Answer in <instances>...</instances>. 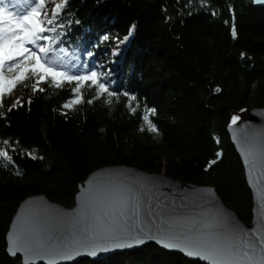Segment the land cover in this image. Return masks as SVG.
I'll return each instance as SVG.
<instances>
[{
    "label": "trees",
    "instance_id": "16d2710c",
    "mask_svg": "<svg viewBox=\"0 0 264 264\" xmlns=\"http://www.w3.org/2000/svg\"><path fill=\"white\" fill-rule=\"evenodd\" d=\"M56 24L55 33H45L57 37L50 58L75 64L73 74L103 73L101 82L117 96L111 104L104 103L107 94L89 104L95 86L86 82L83 102L65 109L75 82L56 88L49 78L40 84L44 92L33 93L31 78L3 98L0 141L11 147H0L12 163L0 157V264H21L20 256L6 250V232L21 200L45 193L72 205L78 185L104 165H136L212 185L249 222L251 192L227 126L243 108L264 106V6L252 0H66ZM124 93L136 97L135 113ZM18 94L23 106L9 112ZM152 108L149 118L158 133L143 121ZM67 264L207 263L149 242Z\"/></svg>",
    "mask_w": 264,
    "mask_h": 264
},
{
    "label": "water",
    "instance_id": "95a60500",
    "mask_svg": "<svg viewBox=\"0 0 264 264\" xmlns=\"http://www.w3.org/2000/svg\"><path fill=\"white\" fill-rule=\"evenodd\" d=\"M252 3L264 6V0ZM242 110L233 114L240 120L229 127L230 120L227 132L251 192L249 222L225 203L212 185L146 171L136 165H104L91 171L78 185L72 205L52 200L45 193L21 200L6 232L7 253L13 258L20 256L21 264H67L152 242L212 264L159 242L169 237L171 241L166 239L165 243L189 242L201 247L231 244L239 254L248 252L258 261L264 247V106ZM121 212L125 213L122 218ZM124 219L128 221L126 225H122ZM87 229L96 232L94 241L83 235ZM69 237L76 238L78 254L65 259L67 253L59 241ZM245 242L255 247L246 248ZM93 246L106 250L93 256L89 254ZM10 249L16 254L12 255Z\"/></svg>",
    "mask_w": 264,
    "mask_h": 264
},
{
    "label": "snow or ice",
    "instance_id": "6c2138e0",
    "mask_svg": "<svg viewBox=\"0 0 264 264\" xmlns=\"http://www.w3.org/2000/svg\"><path fill=\"white\" fill-rule=\"evenodd\" d=\"M191 2V0H189ZM66 4V0H61V3L55 4L51 11V16L47 12H41L46 6V0H26V4L22 5L24 7L23 12H17L15 15L13 12L7 10V5L5 0H0V106H3V98L6 95H11L18 84H22L25 81L35 78V82L32 84V92L37 91L44 92L45 89L40 87L42 82H47L50 78V87L55 86L56 88L64 87V83L72 84L75 82V86L71 87L70 91L74 94V98L69 102L62 105L65 109H70L73 105L83 102V96L81 94V89L85 86L86 82L88 88L95 86V95L92 99H89L87 103L91 104L94 100L100 99L103 94H107V99L104 103L111 104L112 97L117 96V93L109 90V85L107 82H101L104 74L98 73L95 70L89 71H79L73 74L72 69L76 67L75 64L67 65L59 62L56 59L50 58V54H54L57 49L53 45L57 42V37L46 35L45 33H55L57 27L60 25L56 24L57 17L59 16V11ZM135 25L129 29L128 36H125L123 40L119 41L120 44L124 43L132 32ZM232 37L236 38V30L233 26ZM105 40L108 36H104ZM43 41L44 43H41ZM29 45V46H26ZM119 49V44L117 45V50ZM61 53L65 52L63 48H60ZM92 53L89 52L88 56ZM243 53L241 56L243 57ZM87 68V65L84 66ZM7 73H12V75H6ZM216 92L220 89L216 88ZM128 97V107L132 113H135L137 108L132 107V101L136 99L135 96H129L128 93H124ZM28 103L31 104V97L28 99ZM23 106L22 101L19 99L8 109H12ZM138 107V105H137ZM243 111V110H242ZM63 114V113H62ZM4 113H0V116H4ZM155 115V109H146L143 115V121L147 125V129L150 132L158 133L156 125L150 120L149 116ZM240 120L238 115H233L231 117V122L229 127L237 124ZM144 128H141L143 131ZM217 143L219 141L217 140ZM0 144L4 146L11 147L8 140L0 141ZM32 159L37 157L28 153ZM217 159L222 155V153H217ZM0 157L4 158L9 163H12V157L9 155L6 148L0 147ZM216 161H211L209 167L212 166ZM17 175H21L19 170H17ZM125 213L121 212L119 217H124ZM128 221L126 219L122 220V225H126ZM134 226V225H133ZM143 231V229H141ZM90 238V241L96 239V232L87 229L83 234ZM171 241L169 237H162L159 241L163 246L167 248H179L184 251L187 255L193 257H200L204 260L212 261V264H264V247L261 249V257L258 261L253 260V257L244 252L242 255L234 250V245L231 244H219L217 243L213 247H201L189 242L181 243L167 242L165 240ZM62 248L66 251V255L63 257L65 259H71L72 255L76 253V238L69 237L67 239H62L59 241ZM261 244L264 245V239L261 240ZM244 246L255 247L254 243L245 242ZM106 249L99 248L98 246H93L90 255L95 256L97 251H103ZM12 255L16 254L15 250L10 249Z\"/></svg>",
    "mask_w": 264,
    "mask_h": 264
},
{
    "label": "rangeland",
    "instance_id": "374dc122",
    "mask_svg": "<svg viewBox=\"0 0 264 264\" xmlns=\"http://www.w3.org/2000/svg\"><path fill=\"white\" fill-rule=\"evenodd\" d=\"M58 3H61V0H46V6H45V8H43L41 10V12L42 13L43 12H47L49 14V16H51L52 8L54 7L55 4H58ZM5 4L7 5V10L13 12L14 15H15L16 12H23L24 11V7H22V5L26 4V0H5ZM0 6H3V5H0ZM113 38H114L115 41H118L119 34H118L117 31L113 32ZM26 46H29V45H26ZM5 72H6V75H9V73H7V70H5ZM18 99L21 101L20 95L19 94L18 95H14L10 99L9 105H13ZM2 111H3V107L0 106V112H2Z\"/></svg>",
    "mask_w": 264,
    "mask_h": 264
},
{
    "label": "bare ground",
    "instance_id": "6f19581e",
    "mask_svg": "<svg viewBox=\"0 0 264 264\" xmlns=\"http://www.w3.org/2000/svg\"><path fill=\"white\" fill-rule=\"evenodd\" d=\"M15 4H16V3H15ZM15 4H14V5H15ZM13 9H14V8H13ZM18 10H19V9H18ZM22 10H23V9H22ZM16 13H17V12H16ZM13 14H14V13H13Z\"/></svg>",
    "mask_w": 264,
    "mask_h": 264
}]
</instances>
